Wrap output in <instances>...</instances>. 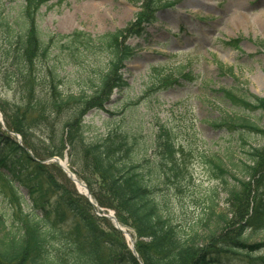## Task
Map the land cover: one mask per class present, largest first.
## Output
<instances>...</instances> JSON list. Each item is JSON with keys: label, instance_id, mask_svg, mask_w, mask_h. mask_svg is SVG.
<instances>
[{"label": "trees", "instance_id": "16d2710c", "mask_svg": "<svg viewBox=\"0 0 264 264\" xmlns=\"http://www.w3.org/2000/svg\"><path fill=\"white\" fill-rule=\"evenodd\" d=\"M52 1L19 0L14 7L15 0H0V78L21 95L20 103L0 97L7 128L0 125V264H264V98L241 84L215 92L218 105L235 111L213 128L227 130L235 146L225 159L206 151L213 188L197 183L164 124L146 139L123 114L117 127L89 137L86 116L128 87L122 74L134 52L128 40L153 23L156 6L180 0H128L139 4L135 23L98 39L81 31L41 33L39 11ZM86 62L93 67L84 85L69 92L67 66ZM164 73L160 83L168 86L190 80L182 71ZM10 133L21 136L23 147ZM65 154L98 206L133 232L139 259L62 169L44 164ZM221 202L226 207L218 214Z\"/></svg>", "mask_w": 264, "mask_h": 264}, {"label": "rangeland", "instance_id": "374dc122", "mask_svg": "<svg viewBox=\"0 0 264 264\" xmlns=\"http://www.w3.org/2000/svg\"><path fill=\"white\" fill-rule=\"evenodd\" d=\"M15 3L19 4V0H15L14 7ZM138 5L128 0H63L61 4L54 0L40 9L37 23L45 35L65 36L81 31L98 39L135 23ZM153 19V23L140 26V35L128 40L134 48L122 70L128 87L115 91L104 110L95 109L86 116L87 136L102 135L117 127L123 114L129 126L142 129L146 139L157 134L164 124L173 130L197 183L213 188L216 184L209 180L204 161L206 151L210 148L211 153L220 152L212 159H225L227 150L235 146L227 130L213 128L216 121L235 111L218 105L215 92L241 84L239 88L245 87L252 95L264 98V0H180L174 6H156ZM92 67L88 62L67 66L69 92L77 93ZM181 71L190 74V80L172 86L160 83L164 72L166 76H178ZM2 80L0 97L20 103L17 86L5 89ZM153 85L157 91L148 92ZM129 106L135 110L125 113ZM251 115L259 121L258 112ZM260 179L264 183V172ZM75 189L78 191L76 186ZM21 191L28 198L27 190ZM220 196L225 198V194ZM30 206L33 208L32 203ZM225 207L221 202L218 214ZM230 227L225 226L221 234L225 236Z\"/></svg>", "mask_w": 264, "mask_h": 264}, {"label": "water", "instance_id": "95a60500", "mask_svg": "<svg viewBox=\"0 0 264 264\" xmlns=\"http://www.w3.org/2000/svg\"><path fill=\"white\" fill-rule=\"evenodd\" d=\"M0 121H1V115H0ZM55 161H56V162L60 165V167L64 170V172L67 174V176L69 177V179H71V180L75 183V185L78 186L79 182H78L77 178L74 176V174H72L69 170L66 169V167L63 166L61 160H59V159H55ZM67 163H68V159H66V161L64 162V164H65V165H68ZM84 188H85V190H86V194H85V196L90 200L91 203H93V199H92V197H91V195H90V193H89V190H88V188L86 187V185H84ZM105 217L111 219V221H112V223L114 224V226L116 227V229H118V230H120L122 233L126 234L125 230H124L123 228H121V226L119 225V223H118L116 217H115L113 214H112V215L109 214L108 216H105ZM131 244H132V246H131V250H132L133 254H134L135 256H137L136 251H135V245H134V241H133V239H131Z\"/></svg>", "mask_w": 264, "mask_h": 264}, {"label": "bare ground", "instance_id": "6f19581e", "mask_svg": "<svg viewBox=\"0 0 264 264\" xmlns=\"http://www.w3.org/2000/svg\"><path fill=\"white\" fill-rule=\"evenodd\" d=\"M62 164H63L64 167L67 168V166H66L64 163H62ZM78 189H79V191H80L82 194H85V189L81 186V184H78ZM128 238H130L129 235H128Z\"/></svg>", "mask_w": 264, "mask_h": 264}]
</instances>
